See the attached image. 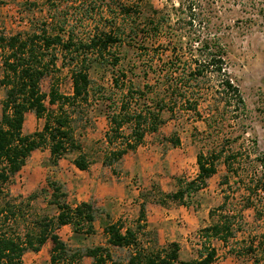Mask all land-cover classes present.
Returning <instances> with one entry per match:
<instances>
[{"label":"trees","instance_id":"1","mask_svg":"<svg viewBox=\"0 0 264 264\" xmlns=\"http://www.w3.org/2000/svg\"><path fill=\"white\" fill-rule=\"evenodd\" d=\"M46 1L52 3L53 0ZM167 1L170 9L150 13L142 8V0L118 2L116 13H112L111 19H105L107 26L86 40L74 41L69 35L64 42L59 34L50 35L44 28L40 33L0 37V87L4 91L0 102V198L4 200L0 220L3 214L4 218L7 213L14 215L5 187L24 167L31 153L43 145L49 147L52 165H57L62 156L76 153L72 161L74 167L79 171L88 169V156L74 138L65 107L87 103L92 84L89 69L109 66L111 88L120 93V98L115 110L106 115L109 130L105 142L109 150L102 164L111 167L128 152L135 151L146 133L156 132L164 123V112L172 116L177 111L192 112L203 120L208 132L217 134V142H213L212 150L196 156V177L187 182L180 181V188L175 193L164 194L157 190L161 199L156 203L164 204L170 200L188 205L185 199L206 187L221 161L226 173L220 185H228L232 180L237 186L236 191H243V204L235 215L225 212L228 197H224L213 210L217 213L216 220L201 231L204 243L210 239L225 243L233 237L236 221L246 209H252L256 222L264 224V155L257 150L256 141L245 138L246 132L236 136L219 134L226 123L238 125L245 109L239 88L227 71L228 50L223 32L227 29L222 28L221 22L216 25L202 14L196 17L195 11L202 13L206 0ZM208 1H211L209 7L215 6L214 0ZM186 10L189 16L185 15ZM49 23H53V17ZM125 43L140 55L138 62H133L128 70L119 66L121 58L116 52ZM54 47H60L63 65L72 66V94L69 96L59 94L55 88H51L48 95L40 90V82L55 69L58 61ZM157 47L159 52H153ZM139 67V74L146 81L142 88L129 78ZM46 102L56 109H49ZM28 113L38 119L44 118L41 131L23 133ZM126 125L130 132L124 136ZM240 139L246 148L234 149L233 145ZM118 141L120 144L117 145ZM173 143L179 144L177 139ZM48 189L51 190L48 204L55 210V215L34 221V230L22 236L0 233V264H23L25 252H39L48 240L51 243L49 264H75L82 256L91 258V264H213L216 260L217 251L208 244L202 247L203 251L196 259L188 261L179 259L180 246L175 242L159 249L144 248L138 239L145 226L148 201L143 196H140L142 202L133 226H126L121 221L103 226L109 246L131 249L126 262L114 261L108 249L103 247L83 252L71 249L60 239L57 230L69 226L74 237L92 235L99 208L94 202L69 205L66 193L56 182H48ZM246 251L256 253L252 246Z\"/></svg>","mask_w":264,"mask_h":264},{"label":"rangeland","instance_id":"2","mask_svg":"<svg viewBox=\"0 0 264 264\" xmlns=\"http://www.w3.org/2000/svg\"><path fill=\"white\" fill-rule=\"evenodd\" d=\"M118 2L128 3L127 0H53L52 3L46 0H0V37L40 33L44 28L50 35L59 34L64 42L69 35L74 41L86 40L88 36L99 33L107 26L105 19H111L112 13H116ZM214 2L212 9L209 7L211 1L206 0L202 13L196 10L195 14L196 17L202 14L216 25L221 22L222 28L227 29L223 31L228 50L227 71L238 86L245 105L238 125L226 123L224 131L219 134L232 133L236 136L246 132L245 138L250 142L256 141L257 150L264 155V0ZM173 4L177 7L176 2ZM141 5L147 13L170 9L167 0H142ZM185 15H190L187 10ZM51 17L53 23H49ZM54 48L58 61L55 69L40 82V90L48 95L51 88H55L59 94L69 96L72 94V66L63 65L64 55L60 47ZM156 49L158 47L153 52H159ZM116 52L121 58L119 66L125 70L140 58L127 43ZM1 56L0 54V63ZM140 68L135 69L134 75L129 78L142 88L146 81L139 74ZM110 72L109 66L106 69L95 66L90 68L92 84L87 103L65 107L71 119L74 138L82 146V152L88 156V169L79 171L74 167L72 161L77 156L76 153L62 156L54 166L47 145L32 152L24 167L5 187L14 215L7 213L6 218L5 214L2 215L0 233L22 236L25 232L34 230V221L55 215V210L48 204L51 194L48 182H56L66 193L69 205L79 204L90 197L91 201L96 198L94 203L97 206L101 198L111 211L109 217L106 214L109 211L107 208L98 207L94 224L96 231L92 235L74 237L69 226L57 230L60 239L71 249L77 248L83 252L103 247L108 249L114 261L126 262L131 249L109 246L101 228L116 221L133 226L142 202L140 196H143L148 201L145 205V226L139 232L138 239L144 248L159 249L175 242L182 249L179 259L188 261L196 259L203 251L202 247L205 248V244H208L217 251L213 264H264V224L262 221L256 222L252 209L241 213V219L236 221L234 227V236L225 243L216 239L204 243L201 238L202 229L216 220L217 213L213 210L222 203L224 197H228L225 212L235 215L243 204V191H236L237 186L232 180L228 185H220L226 173L221 161L217 165L216 174L207 181L206 187L185 199L188 205H179L170 200H166L164 204L156 203L161 199L157 190L164 194L175 193L180 188V181L194 179L197 174L196 156L199 153L206 154L214 148L213 142H217V134L208 132L205 123L197 115L177 111L172 116L164 112V123L156 132L146 133L135 151L128 152L111 167L102 164L106 151L109 150L105 142V134L109 130L106 115L115 110L120 98V93L111 88ZM3 94V88L0 87V102ZM46 105L49 109H56L51 108L47 102ZM43 124L44 118L38 119L33 113H28L23 133L41 131ZM129 132L126 125L123 128L124 136ZM175 139L178 140V145H174ZM119 142L116 144H120ZM233 148L245 149L246 145L240 139ZM126 165L134 166L135 171L130 174ZM138 188L140 191L136 195ZM107 199H110L109 203ZM3 204L4 200L0 198V209ZM147 205L162 210L161 225L148 223ZM212 211L214 213L210 217ZM158 231L164 236V241L159 240ZM249 246L256 249L255 254L246 251ZM50 248L51 243L48 240L39 252H25L22 256L23 264H49ZM91 263L92 259L86 256L75 261V264Z\"/></svg>","mask_w":264,"mask_h":264},{"label":"crops","instance_id":"3","mask_svg":"<svg viewBox=\"0 0 264 264\" xmlns=\"http://www.w3.org/2000/svg\"><path fill=\"white\" fill-rule=\"evenodd\" d=\"M126 169L129 171V173L130 174H132L134 171H135V168H134V166H132V165H129V166H127L126 165ZM88 187V186H87ZM91 187V186H90ZM127 189V191L129 190V188L127 187L126 188ZM120 188H119V192H120ZM138 191H140V188H138V190L136 189V191H135V193H136V195H137V192ZM88 199V200H87ZM86 200H84V202H89V200L91 199L90 197L89 198H87ZM96 199V198H95ZM95 199L93 198L92 199V201L91 202H94L95 201ZM100 202H99V200H98V202H97V207H105V208H107L108 209V206H107V204H104V202L105 201H102V199L100 198ZM109 200L110 199H107L106 201H107V203H109ZM120 202L122 201V200H120V198L118 199ZM125 201V200H124ZM102 202H103V204H102ZM127 203L129 204V201H127ZM109 210V209H108ZM107 210V211H108ZM146 217L148 218V223H151V224H160L161 225V216H160V214L162 213V210H160V208H158V207H155V206H152V205H147V208H146ZM109 217L111 216V211L109 210L107 213H106ZM95 222H96V219H95V221H94V223H93V227H94V224H95ZM67 226H64V227H62L61 228V230H63V229H65ZM102 229V231H103V228H101ZM94 231H96L95 230V228H94ZM71 233H72V231H71ZM158 233H159V231H158ZM73 234V233H72ZM159 236H160V238H159V240L160 241H164V239H162L164 236L163 235H161V233H159ZM182 253V249H180V251H179V255Z\"/></svg>","mask_w":264,"mask_h":264}]
</instances>
